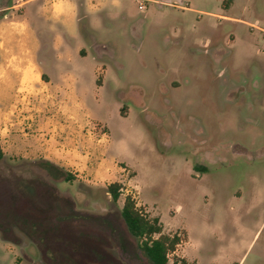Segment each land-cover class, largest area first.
Returning a JSON list of instances; mask_svg holds the SVG:
<instances>
[{"label": "rangeland", "instance_id": "obj_1", "mask_svg": "<svg viewBox=\"0 0 264 264\" xmlns=\"http://www.w3.org/2000/svg\"><path fill=\"white\" fill-rule=\"evenodd\" d=\"M92 1L96 20L66 38L88 53L78 96L87 130L112 142L114 171L103 183L87 172L67 181L65 167L7 153L0 264H149L120 214L128 194L164 232L186 234L170 264H264V93L251 89L264 0ZM32 2L0 0V26L28 23ZM95 40L109 45L103 79L91 68ZM16 60L0 57V71ZM0 90L5 115L17 96ZM112 180L124 186L118 201L106 193Z\"/></svg>", "mask_w": 264, "mask_h": 264}, {"label": "crops", "instance_id": "obj_2", "mask_svg": "<svg viewBox=\"0 0 264 264\" xmlns=\"http://www.w3.org/2000/svg\"><path fill=\"white\" fill-rule=\"evenodd\" d=\"M31 1L35 5L21 15L34 14L28 23L11 21L0 26V57L21 60L16 64L17 70L12 67L0 71V78L19 79L25 84V87L6 88L0 82V89L17 96L8 113H0V143L5 155L44 159L65 167L76 177L87 172L98 181L95 184L103 183L115 167L108 155L112 142L104 135L91 134L86 128V107L78 96V87L88 53L83 51L84 46L76 47L66 38V32L73 31L72 36L80 39V22L83 19L94 22L98 5L92 0ZM92 47L95 51L92 72L103 79L108 69L101 57L109 45L95 40ZM76 53L81 56L77 61ZM24 60L29 62L25 68L20 67ZM258 64L251 76L256 100L259 93H264V58ZM102 87L103 80L98 83V88ZM238 88L243 89V85ZM66 97L72 103V110L65 108Z\"/></svg>", "mask_w": 264, "mask_h": 264}, {"label": "trees", "instance_id": "obj_3", "mask_svg": "<svg viewBox=\"0 0 264 264\" xmlns=\"http://www.w3.org/2000/svg\"><path fill=\"white\" fill-rule=\"evenodd\" d=\"M5 158V152L0 143V161ZM75 177L67 173L65 179L73 180ZM124 186L120 181L108 184L106 193L114 201H118ZM121 217L130 235L136 240L143 258L149 264H170L171 256L177 247L186 241L184 232H164V226L159 217L147 214L131 194L126 195L121 208ZM172 264H190L185 257L174 256Z\"/></svg>", "mask_w": 264, "mask_h": 264}, {"label": "built area", "instance_id": "obj_4", "mask_svg": "<svg viewBox=\"0 0 264 264\" xmlns=\"http://www.w3.org/2000/svg\"><path fill=\"white\" fill-rule=\"evenodd\" d=\"M251 27H253V28H257V29H259L260 31L264 32V29H263V28H260V27H257V26H253V25H251Z\"/></svg>", "mask_w": 264, "mask_h": 264}]
</instances>
